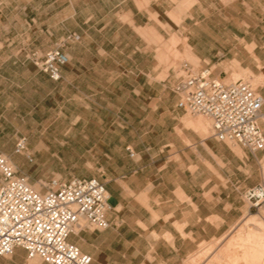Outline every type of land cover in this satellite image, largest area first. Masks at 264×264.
I'll return each instance as SVG.
<instances>
[{
  "label": "crops",
  "instance_id": "0c3cea01",
  "mask_svg": "<svg viewBox=\"0 0 264 264\" xmlns=\"http://www.w3.org/2000/svg\"><path fill=\"white\" fill-rule=\"evenodd\" d=\"M55 1L58 8L55 13L50 14L48 7L47 13L38 17L39 25L29 24L25 27L24 33L31 38L25 53L44 55L49 49L60 45L67 35L75 33L81 36L82 42L72 39L62 47L69 59L61 67L62 77L58 80L62 86L59 92L61 100L115 101L119 103L116 115L120 117L128 113L126 103L129 100L152 101L157 102L156 108L164 105L162 112L174 122L181 108L177 105L178 101H174L175 98L169 97L167 90L170 80L168 75H163L169 57L163 55L159 38L157 41L162 25L178 32L183 29L186 42L194 54L203 61L214 63L221 52L217 46L226 48L227 43H235L234 38L240 35L227 29L222 6L246 3L245 0H65L66 4L61 9L60 0ZM210 6H216V14L222 15L223 22L220 21L217 28L210 23L213 17ZM38 18L33 19L37 21ZM221 23L223 27L219 28ZM141 29L144 32H140ZM252 34L255 39L248 43H255L257 51L260 46L256 38L260 35L256 32ZM164 36H170L167 29ZM241 46L240 42L236 44V48ZM180 48L185 50L184 43ZM26 66L35 78L48 80V75L32 60ZM203 66L213 68L210 64L200 67ZM214 74L218 75L215 70ZM177 81L178 77L174 89ZM8 100L7 94L0 92V108L3 105L7 111ZM80 107L75 115L79 119L74 125L81 123L84 117L98 114H92L90 103H80ZM65 108L61 107L62 112ZM111 110L112 107L108 109ZM87 122L84 121L85 126ZM260 123L264 129V105ZM74 125L67 131L57 130L60 133H73L68 141H61V137H58L59 146L81 142L78 134L87 132V129L77 130ZM173 126L176 129V124ZM32 132L34 130L26 129V133ZM22 136L29 143L28 136ZM38 145L45 146L44 141L40 139ZM121 145L116 144L115 147ZM72 147L87 145L74 144ZM201 148L220 155L225 164V157L214 139L201 143ZM7 153L14 158L12 152ZM12 162L15 163L13 159ZM244 164L246 161L242 160L239 165L242 167ZM133 169L129 167L117 178L105 174L99 177L106 183L109 193L106 217L110 226L104 231L83 229L70 237L72 242L93 256L92 264H114L109 252L114 245H121V251L117 252L129 264L136 259L146 258L151 247L156 259L180 262L199 242L225 234L243 213L239 189L244 186L242 179L233 175L226 177L224 167L218 162L217 172L210 175L199 171L188 172L172 185L166 180L156 182L158 178L154 174ZM234 180L239 186L237 189L233 188ZM111 198H114L113 204L110 203ZM21 251L24 250L17 248L14 254H21Z\"/></svg>",
  "mask_w": 264,
  "mask_h": 264
},
{
  "label": "rangeland",
  "instance_id": "374dc122",
  "mask_svg": "<svg viewBox=\"0 0 264 264\" xmlns=\"http://www.w3.org/2000/svg\"><path fill=\"white\" fill-rule=\"evenodd\" d=\"M54 1L0 0V92L7 94L9 99L8 110L6 111L3 105L0 108V154L9 156L7 152H12L14 158L11 159L15 162L17 171L26 176L35 188L39 183L38 188L42 191L46 190V184L54 178L61 180L74 176L99 178L103 174L117 178L129 167L134 168L133 171L154 174L158 178L156 182L166 180L172 185V182L180 180L188 172L199 171L204 172L205 175L217 172L216 162H218L221 167H224L226 177L239 176L244 184L239 188L234 180L233 188L241 190L240 204L243 205V213L232 227L220 237L199 242L180 262L169 263L156 259L151 247L146 258L136 259L131 264H188L192 256H203L205 250L211 256H201V260L196 259L197 261L192 262L193 264H207L215 254H223L225 260L227 255L220 251L226 248L240 229L254 226L253 224L246 226L250 216L255 214L257 218L264 221V205L258 209L250 207V203L245 198V191L248 188L260 183L264 184V150L254 153L241 145L218 141L212 135V120L208 116L191 114L178 109L177 121L174 122L162 112L164 103H162L163 106L156 108L157 102L129 100L126 103L128 113L120 117L116 115L119 103L115 101L61 100L60 82L53 80L48 74V80H40L32 76L26 66L31 61L28 56L31 52L25 53V48L31 41V38L24 33L25 27L29 24L39 25L38 17L46 14L48 7L50 14L55 13L58 8H56L57 1L53 5ZM245 1L246 3L234 6H222L224 7L221 9L222 15L228 20H225L227 29L231 33L238 32L240 35L234 38L235 43H227L226 48L217 46V49L221 51L216 57L219 63L203 61L196 56L186 42L187 36L186 32L185 35L183 34V29L178 32L162 25V32L157 34V41L159 38L163 55L169 57L167 70L163 75H168L170 83L167 92L170 98H175V102L178 101L179 95L174 89V84L185 63L192 64L195 69L203 64H210L218 76L228 82L235 81L232 78L234 73L239 74L238 79H244L252 85L251 80L256 81V85L253 86L264 97V0ZM59 2L62 4V9L66 4L65 0ZM210 7L213 11L210 23L217 28L220 21L223 22L222 15L216 14V6ZM36 17L37 21L33 19ZM176 22L179 23L180 20ZM221 27H223L222 23L219 28ZM165 29L170 33L168 38L164 36ZM142 31L144 32L143 29L140 30ZM255 32L260 35L256 38L260 46L257 51L255 43H248L255 39L252 34ZM73 34L63 38L60 45L63 47L65 42L71 41ZM39 40L40 38L37 39ZM239 42L242 46L236 48ZM182 43L185 45L184 51L180 48ZM80 103H90L93 108L92 114L96 112L98 114L84 117L81 123L74 125V122L79 119L75 115L81 108ZM62 106L67 107L63 112ZM110 106L113 110L108 111ZM85 120L89 122L86 126ZM198 121L206 126V132L195 125H198ZM175 124L176 129L173 126ZM73 125L77 130L87 129V132L78 134L81 142H70L66 143L67 146H59L61 143L57 141L58 137H61V141L64 139L68 141L72 139L73 133H60L57 130L67 131ZM28 128L34 132L26 133ZM22 135H27L29 138L28 150L24 154L17 155L14 152L15 143ZM32 137L33 140H31ZM40 139L44 141L45 146L38 145ZM209 139L217 142L220 153L225 157V164L220 155L217 156L216 153L207 152L201 148V143ZM74 144L87 145V147H72ZM116 144L122 145L117 148ZM92 145L97 147H88ZM131 151L135 152V156H132ZM242 160H245L246 164L240 167ZM110 203H114V198L110 199ZM84 229L106 230L91 226ZM121 249V245H114L109 249L114 264H129L117 252ZM221 261L220 258L215 264H220ZM0 264L47 263L38 257L28 258L26 252L21 251V254L0 256Z\"/></svg>",
  "mask_w": 264,
  "mask_h": 264
},
{
  "label": "built area",
  "instance_id": "2783aa9c",
  "mask_svg": "<svg viewBox=\"0 0 264 264\" xmlns=\"http://www.w3.org/2000/svg\"><path fill=\"white\" fill-rule=\"evenodd\" d=\"M72 39L81 41L73 34ZM29 58L53 80L62 77L61 67L68 55L61 45L44 55L29 53ZM175 91L178 107L212 120V135L218 141L241 145L252 152L264 150L261 126L264 97L244 79L225 81L211 66L195 69L185 63L178 75ZM28 150L25 136L15 143V154ZM132 156L135 152L131 151ZM38 190L20 174L12 159L0 154V256H12L17 248L28 258H41L47 264H92L93 256L70 240L86 227L107 229L109 193L106 183L95 176L54 178ZM250 207L264 205V184L245 191Z\"/></svg>",
  "mask_w": 264,
  "mask_h": 264
},
{
  "label": "bare ground",
  "instance_id": "6f19581e",
  "mask_svg": "<svg viewBox=\"0 0 264 264\" xmlns=\"http://www.w3.org/2000/svg\"><path fill=\"white\" fill-rule=\"evenodd\" d=\"M238 77L239 74L234 73L232 75L233 80L238 79ZM251 82L254 86L256 85V81L254 82L251 80ZM195 125L200 126L201 130L206 132V126H204L200 121H198V125ZM38 186L40 187L39 183H37L36 189L40 190ZM256 216L257 215L255 214L251 215L246 224L247 227L248 224H253V227L240 229L238 234L229 241V244L226 246V248H223V251H220V253L224 252L227 255L225 260L222 256L223 254H215L207 264H215L220 258L222 259V261L219 262L220 264H264V221H262L263 219H259ZM205 251L204 254L200 253L203 254V256L201 255L202 257H204V255L211 256L208 255L210 254L208 251L207 253ZM201 256H192L189 259L188 264H193L192 262H194L196 259L201 260Z\"/></svg>",
  "mask_w": 264,
  "mask_h": 264
}]
</instances>
